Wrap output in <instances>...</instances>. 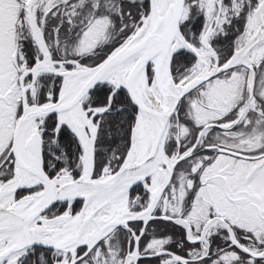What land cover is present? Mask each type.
<instances>
[{"label":"snow or ice","instance_id":"6c2138e0","mask_svg":"<svg viewBox=\"0 0 264 264\" xmlns=\"http://www.w3.org/2000/svg\"><path fill=\"white\" fill-rule=\"evenodd\" d=\"M0 264H264V0H0Z\"/></svg>","mask_w":264,"mask_h":264}]
</instances>
